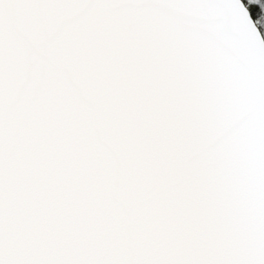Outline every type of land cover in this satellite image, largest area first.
I'll return each mask as SVG.
<instances>
[{"label": "snow or ice", "instance_id": "obj_1", "mask_svg": "<svg viewBox=\"0 0 264 264\" xmlns=\"http://www.w3.org/2000/svg\"><path fill=\"white\" fill-rule=\"evenodd\" d=\"M0 264H264V0H0Z\"/></svg>", "mask_w": 264, "mask_h": 264}]
</instances>
